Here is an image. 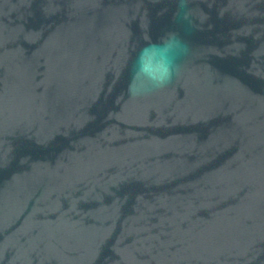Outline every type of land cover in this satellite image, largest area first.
<instances>
[{"label":"water","instance_id":"95a60500","mask_svg":"<svg viewBox=\"0 0 264 264\" xmlns=\"http://www.w3.org/2000/svg\"><path fill=\"white\" fill-rule=\"evenodd\" d=\"M0 0V264H264V0ZM190 46L133 97L141 47Z\"/></svg>","mask_w":264,"mask_h":264},{"label":"clouds","instance_id":"9594fccd","mask_svg":"<svg viewBox=\"0 0 264 264\" xmlns=\"http://www.w3.org/2000/svg\"><path fill=\"white\" fill-rule=\"evenodd\" d=\"M188 0H176L175 21L189 24ZM190 54V46L178 33H168L160 42L141 47L131 68L128 91L133 97L167 87L176 75L180 61Z\"/></svg>","mask_w":264,"mask_h":264}]
</instances>
